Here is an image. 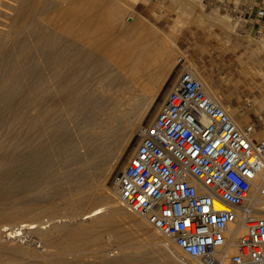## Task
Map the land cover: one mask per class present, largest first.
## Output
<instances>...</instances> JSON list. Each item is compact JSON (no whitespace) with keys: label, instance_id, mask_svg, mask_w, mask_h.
I'll return each mask as SVG.
<instances>
[{"label":"bare ground","instance_id":"obj_1","mask_svg":"<svg viewBox=\"0 0 264 264\" xmlns=\"http://www.w3.org/2000/svg\"><path fill=\"white\" fill-rule=\"evenodd\" d=\"M202 1L171 0L173 11L178 17L176 22L180 23L187 15H193L198 11L199 16H195L198 24L218 25L227 29L229 18L214 13L205 14L202 10ZM90 3H93V0H7L3 6L1 5L4 9L1 8L0 34L3 32L4 36L19 38L28 30L37 32V35L33 33L29 36V41L19 39L17 42H11L17 38L11 41L0 38V110L2 112L12 110L11 117L0 112V124L3 127L0 131V154L2 152L6 155L9 154L8 151H12L27 155V158H20L16 155L19 153H13L15 157H3L0 161V170L20 167L26 168L29 172L26 180L19 181L17 177H12L7 182L0 181V190H5V197L14 198L10 189L19 184L31 187L28 196L35 198H44L49 194L59 196L61 190L52 187L53 179L68 178L72 172L54 169L55 163L61 158L80 162L86 172H91L96 168L102 150L109 149L111 145L108 141L114 135L113 122L119 123L123 119L133 118L134 107L139 103V97L137 94L128 93V89L138 87L142 93L140 97L145 98L141 113L146 114L174 69L173 53L179 51L176 46L179 34L174 33L175 27H172L170 32H164L163 39L157 42L154 39L149 40L145 29L141 27L137 40L132 44L126 42L127 49L122 54H117L113 50L115 46L113 44L120 46L125 41L123 37L114 35L127 33L124 15L114 11L110 14L113 23L102 26L96 19V16H100V11L89 7ZM40 7H48L50 13L55 15L53 25L49 24L50 22L45 23L43 19L35 23L31 18V15L39 12ZM128 9L129 12H135L133 5H128ZM126 31L130 33V30ZM256 33L258 34V30ZM7 46L13 47L11 54L5 52ZM256 46V51L251 50L253 54L264 53L263 32ZM32 47L35 49L36 58H30L29 52L27 55L28 49ZM82 73L84 74L80 75ZM194 74L202 82L205 92L220 103L240 128L249 127L247 115L240 114L242 111L239 109L233 110L223 105L202 77L196 71ZM78 79L82 84L79 89L73 86ZM92 79L96 81L94 85L89 84ZM114 89L121 91V94L112 93ZM58 92L62 96L59 105L54 106L45 101L56 96ZM21 110L27 112L21 113ZM253 110L257 114L264 111V96L253 102ZM112 114L113 122L110 123ZM62 115L66 116V119H62ZM105 116L108 117L102 121L103 125L105 123L103 128L97 127L98 125L93 127L87 125L89 119L97 122ZM71 123L82 130L79 144L58 136L69 129ZM247 124L248 126L244 127ZM141 127L142 121H135L130 133L121 139L117 150L125 152L131 137L140 131ZM10 130L15 133L17 131L16 137L12 140L7 135ZM24 132L26 134L30 132L33 138L24 140L22 138ZM260 135L262 134L255 133V136ZM92 136L98 137V140L93 141L96 153L92 157L79 155L77 151L87 145L88 139ZM111 173L112 170H106L105 180ZM263 184L264 175L256 180L247 202V206L258 211L264 210V197L261 195ZM85 185L79 182L73 187L80 188ZM67 186L69 188L70 184ZM97 186L91 187L87 196L67 203L71 210L86 205V210L80 214L81 219L73 224L62 217H54L46 221L26 220L16 228L7 224L1 225L0 220V246L3 234H6V241L14 245H21L27 234H35L44 248L42 253L35 255L37 264H91L85 261L90 255L98 257L99 262L96 264H132L144 254L153 255L154 247L159 248L163 258L165 256L168 261L171 260L168 263L186 264L185 261H188L189 264H204L199 259L188 258L173 243L162 238L154 228L155 231L150 228L152 226L146 219L129 212L119 201L116 185L113 190H107L103 184ZM19 199L16 198L15 202ZM218 208L225 209L223 205H219ZM36 210L35 205L21 207L18 203H13L8 208L9 212L0 208V219L7 213L11 217H24ZM13 220L14 218L9 221ZM126 223L131 229L125 227ZM135 232H142L146 239L139 241ZM242 232L243 226L238 225L225 255L218 257L221 264L237 252V239ZM111 243L120 248L117 261L105 255L104 246L107 248L106 245Z\"/></svg>","mask_w":264,"mask_h":264},{"label":"built area","instance_id":"obj_2","mask_svg":"<svg viewBox=\"0 0 264 264\" xmlns=\"http://www.w3.org/2000/svg\"><path fill=\"white\" fill-rule=\"evenodd\" d=\"M215 2L244 26L264 30V0ZM177 64L184 68L154 119L136 133L134 153L116 176L119 201L204 264H221L218 257L242 225L237 252L224 264H264V210L247 206L264 175V137L256 138L255 125L240 128L183 58Z\"/></svg>","mask_w":264,"mask_h":264},{"label":"rangeland","instance_id":"obj_3","mask_svg":"<svg viewBox=\"0 0 264 264\" xmlns=\"http://www.w3.org/2000/svg\"><path fill=\"white\" fill-rule=\"evenodd\" d=\"M4 1L0 0V9H4V7H2ZM134 2H136L137 4ZM233 2L239 4L243 3V0H233ZM128 5H133V10L136 13L129 12ZM88 6L92 7L93 10L96 9L95 11L97 12L100 11V16H96V19L98 20V22L100 21V25L102 26H109L113 23V20L110 18V14L112 12L116 11L122 13L124 15L123 19L125 21L124 24L126 26L125 32L127 33L124 34L123 32L119 35L115 34L114 36L123 37L125 43L128 42V44H132L137 40L139 28L141 27L145 29L149 40L154 39L156 42L163 39L164 32H170L172 27H175L176 31H174V33L179 34L176 40V46L178 47L179 51L173 53L172 58L174 59V64L172 66H174V69L172 70L168 80L166 82L164 81V84L162 83V89L160 90L156 101L150 105V108L148 109L146 114L141 113L142 104L144 103L145 98L140 97L142 93L138 90V87H131L130 89H128V93L133 95L137 94L139 97V103H136V106L134 107L135 109L133 118L123 119L118 123L112 121V114V119L110 123L113 122V126H115V129L113 137L108 141V143H110L111 145L109 144V149L102 150L100 154L101 157L95 165L96 168H93L91 172H86L85 168L81 167L83 164H81L80 162H74L71 159L68 160V158H61L58 160L57 163H55V170H62L63 172H66L67 170H72V172H70L71 174L69 173V175L67 176L68 178H56L52 181V187H57L61 190L59 196H54L52 194H49L44 198H35L31 195L28 196L27 193H29V188L31 187L29 185L25 186L20 184L10 189L13 193L14 198L5 197V190H0V198H3L2 200H0V208L4 209L5 211L7 210L6 212H9L8 208H10L13 203H18L19 206L21 205V207L35 205V207L37 208L35 212H33L32 214L30 213L29 215H26L24 217H11L10 214L7 213L9 214L8 216L7 214H5V218L2 216V218L0 219L2 223L1 225L7 224L10 225V227L17 228L21 224V222L26 220L40 219L41 221H46L54 217H62L64 218L63 220H68L70 223L73 224L75 223V221L81 219L80 214H82L86 210V205L83 207H79L76 210H71L67 203L76 201L78 198L87 196L91 187L95 186L97 188V185L100 186V184H103L107 190H113L115 188L116 176L125 168L136 148V133L131 137L128 148L125 152H120L117 150L121 139L130 133L131 126L135 121L141 120L142 126H144L146 124H149L154 119L163 103V100L171 83L177 78V76L181 73L182 69L184 68V66H182L181 64H177L180 58H183V60L185 61V67H189L192 70L194 69L193 71H196L197 74L202 77L209 89L215 93V95L218 97V99H220L221 102L226 103L233 110H241L242 112L240 114H245L248 116L250 124L255 125L257 127V133L262 134L260 136H256V138L262 139L264 137V133H262L264 131V111L261 114H257V112L253 110V102L257 98L260 99L264 96V53H258L257 55H255L251 52V50H257L256 42L261 39V35L262 32L264 33V30L260 32V35L257 34L254 27L244 26V24L241 23L238 19H235L234 17L227 15L226 13L221 11L218 5L216 4L215 0H203L202 10L205 14L214 13L220 17H228L230 23L227 29H224L218 25L198 24L196 22L195 17L199 16L198 11H196V13L193 15H187V18L184 21L180 23L176 22L178 17L176 15V12L173 11V8L171 6V0H93V3H90ZM2 9L0 10L1 20ZM38 10L39 12H37V14L31 15V18L34 19L35 23H38L41 19H43L45 23L50 22L49 24L52 23V25L53 23H55L53 20V18H55V15L50 13V9L48 7H40L38 8ZM104 11H106V14L104 13ZM138 14L145 17V19H141ZM126 30H130V33H128V31ZM33 33H35L33 32V30H28L22 34L23 38L22 36H20L19 38L16 37V39L15 37L4 36L5 33L2 32L0 36L3 37L0 38H2V40L8 39V41L14 40L13 38L16 39L15 41L11 42H17L19 41V39H21V41H29V36ZM24 35H26V39L24 38ZM35 35H37V32L35 33ZM125 43L120 46L114 43V52H116L117 54H122L123 51H125L128 47V44L126 43V45ZM8 47L9 46L5 48V52L11 54V48L13 47ZM34 50V47L28 49L27 55L29 52L28 56L30 58H36V53ZM2 51L4 52V49ZM220 54L224 56L223 60L228 65V70L231 78H228L226 71L217 75L219 76V79L215 75L213 76V78L211 77V68L209 65L212 61L211 57ZM83 74L84 73L80 75ZM214 74H217V71H214ZM95 82V79H92L89 84L92 85L93 83L95 84ZM73 86L79 89L80 86H82L81 81H79L78 79L76 82H74ZM221 86L228 88L229 91L222 93ZM114 90L112 91V93H117V95L121 94V91L115 90V92ZM25 92L26 90L24 91L23 95H25ZM56 96L51 97L50 99L47 98L45 101H48L49 104L57 106L61 103L60 99L62 100V96L59 92L56 94ZM11 111L12 110H6L2 112V110H0L1 114L4 113L7 117L12 116ZM25 111L26 110H21L20 112L23 113ZM107 117L108 116L102 117L101 120H98L97 122L95 120L89 119L87 125L89 124V126L91 127L98 125L97 127L103 128L105 123L103 125L102 121ZM61 118L66 119V116L62 115ZM247 126L248 124L244 127ZM1 127L2 125L0 124V131L3 130V127ZM28 133L26 134V132H24L22 134V138L24 140H30L33 138L32 134L30 132ZM15 134L17 135V131L15 133V131L10 130L7 135L10 137V140H12V138L16 137ZM81 134V128L79 130V128L76 127L74 123H71L69 129L61 132L58 136L65 140L70 139V141L77 144L78 142H81ZM25 135L29 136L30 138H26ZM9 137L7 138L8 140ZM97 138H95L94 136L89 138L87 145H85L83 148H80L77 153L79 155H87L88 157H92L96 153V149L93 146V141ZM8 153L9 154L6 153V155H4V153L1 152L0 161H2L3 157L5 156L15 157L16 153H19L16 155H19L20 158H27V155L23 154L22 152L8 151ZM106 170H112V173L105 180ZM28 175L29 172L26 168L15 167L10 169H1L0 181L7 182L12 177H17L19 181L26 180V178H28ZM79 182L85 183L86 185L80 188L73 187L74 185L79 184ZM67 184H70V189L68 188ZM15 197L18 199L21 197V199L15 202ZM54 210L56 212H54ZM7 218L9 220H12L13 218L14 220H16L9 221ZM2 219L4 220L2 221ZM124 225L126 228L131 229L129 224L126 223ZM150 228L153 229V227ZM140 233L142 232H135V234H137L136 237L139 241H144L146 239V236L143 233L142 235ZM5 235L6 234H3L1 236L4 240L1 238L2 244L0 246V264H37V259L35 255H37L39 252L42 253L44 251V248L39 242L37 235L27 234L28 236H25V238L22 240L21 245H14L10 242H7L5 239ZM141 236H143V238ZM106 246L107 248L104 246L106 257L117 261L120 256V248H118V246L113 243L108 244ZM157 248L154 247L155 253L153 255L144 254L140 258L141 260L138 259L132 264H172L168 263L171 260L168 261L165 256L164 258L167 261L164 260L163 254H161V251H159V248L157 250ZM156 255L161 257L159 258ZM85 261L91 264H96L99 262V259L96 255H90V257H86ZM185 262L186 264H189L188 261Z\"/></svg>","mask_w":264,"mask_h":264},{"label":"crops","instance_id":"obj_4","mask_svg":"<svg viewBox=\"0 0 264 264\" xmlns=\"http://www.w3.org/2000/svg\"><path fill=\"white\" fill-rule=\"evenodd\" d=\"M223 58H224V56L222 54L211 57L212 61L210 62L209 65H210V68H211V77L212 78H213L214 75L217 76L220 73L225 72V71L227 73L228 78H231L229 70H228V65L224 62ZM213 61L215 62V64H214ZM214 71H217V74H214ZM217 78L219 79V76H217ZM221 91H222V93H225V92H228L229 89L224 87V86H221ZM223 104L227 105L224 102H223ZM227 106H229V105H227Z\"/></svg>","mask_w":264,"mask_h":264}]
</instances>
